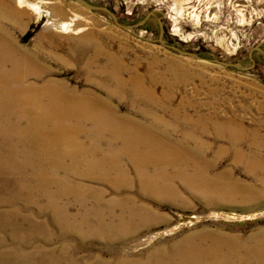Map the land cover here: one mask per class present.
I'll use <instances>...</instances> for the list:
<instances>
[{
	"label": "rangeland",
	"instance_id": "obj_1",
	"mask_svg": "<svg viewBox=\"0 0 264 264\" xmlns=\"http://www.w3.org/2000/svg\"><path fill=\"white\" fill-rule=\"evenodd\" d=\"M87 1L109 7L125 24L140 21L151 10L159 12L133 34L117 26L107 12L74 0H27L22 7L17 0H0V95L5 103L11 94H23L26 100L29 90L20 82L10 86V80L25 74L32 59L43 78L27 76L21 84L35 86L37 97L53 99L61 91L93 93L119 117L142 124L130 123L128 130L146 134L153 127L165 129L174 139L199 148V162L187 159L164 166V176L149 168L154 186L143 187L124 161L129 182L116 188L104 179L120 160L113 157L109 135L89 136L96 130L93 120L82 125L78 142L83 154L54 163L42 154L41 142L26 139L25 131L35 135L36 124H28L25 106L11 105L10 125L0 121V197L9 192L13 199L20 193L22 198L15 206L0 205V264H51L45 253L56 264H167L182 253L194 257L230 249L245 254L252 246L264 247V148L252 153L247 144L231 145L214 128L221 124L216 122L229 120L228 128L241 126L248 141L255 129L264 134V54L253 51L255 66L241 70L144 39L159 37L157 16L163 14L166 43L205 58L251 65L250 50L264 41V0ZM12 12L21 14L15 29L8 21ZM9 30H14L20 52L8 41ZM260 48L264 51V43ZM116 66L123 70L114 75ZM132 75L153 90L151 96L134 90L128 81ZM93 150L102 151L96 159L90 158ZM40 171L52 182L48 188L34 181L15 184L13 175ZM37 192L57 200L71 219L64 223L61 209L56 215ZM31 198L38 206L25 204L24 199ZM8 207L18 214L9 217ZM9 222L21 231L33 229L21 240L11 235Z\"/></svg>",
	"mask_w": 264,
	"mask_h": 264
},
{
	"label": "bare ground",
	"instance_id": "obj_2",
	"mask_svg": "<svg viewBox=\"0 0 264 264\" xmlns=\"http://www.w3.org/2000/svg\"><path fill=\"white\" fill-rule=\"evenodd\" d=\"M17 1H18L17 5H19L20 7H22L24 3H28L27 0H17ZM34 7L38 8L37 6H34ZM19 15L21 14H18L17 12H12V15L9 16L10 19L8 18V21L11 24L12 29H15L16 26L21 25ZM13 31L14 30H12V32ZM12 32L11 30L8 31V35H9L8 41L14 42L16 45V47L15 46L14 47L16 48L17 52H20L21 49L19 47L21 45L14 39L15 35L13 37ZM25 49L27 50V48ZM28 53L30 54L29 51ZM121 70L123 69L116 66V67H113L111 72L115 75V74H118ZM23 71L25 74H16V76H13L11 78L10 82L12 85L10 86L16 87L19 85V82H20V86L29 90V95L27 94L28 96L26 100H24L22 99V98H25L23 94H22V98L17 96V94H11V97L7 99L9 103L8 102L5 103L4 96L0 95V121H5L10 125V121L12 118V111L7 110V108L10 107L11 105L22 103L23 106H25V114L27 115L28 124H30L31 126L36 124L35 135H33V133L31 134L25 131L26 139L29 140L31 144L33 143V141L41 142L42 151H44L42 152V154L49 157L54 163H58L59 159L61 158L69 159L68 157H72L73 159V157L78 156L77 157L78 159L79 158L78 153L82 152L83 154L84 149H82V147L79 145L78 140L82 136V133L84 131V128L82 125L84 124L86 120L87 121L93 120L92 122L96 124L95 125L96 130H94V132L89 135L90 137L100 138L103 133H106L107 135H109V138L107 141H111L112 146L115 147L114 152H113V157L114 159L120 160V162L118 161L117 165H114L109 169L108 175L104 180L113 184L114 186H117L116 188L127 185L129 182L128 173L122 165L124 161H126L127 164L132 165L133 169L136 172V176L139 180V183L143 187L154 186V183H151L152 178L148 172L149 168H154L155 174L159 176H164V170H163L164 166L181 165L187 159H189L191 162H194V164H197L199 162V158L197 154V152H200L199 148H196L195 146L194 147L189 146L187 142L182 139H179V138L174 139V137H171L169 131H165V129L162 130L161 128L157 129L153 127L154 130L151 129L152 132H148L146 134H141V133L132 132L128 130L130 123H133L136 126H140L142 124L138 123L140 121H137L133 118L128 119L126 117L125 118L119 117L116 114L114 108H112L109 105H105L104 102H102L99 99V97H97L93 93L77 95L72 91H61L53 99L50 98L49 95L44 96L43 98L37 97L39 92L35 88V86L33 87L32 84H29V85L21 84L22 82L25 81L27 76L32 77L34 79L41 77L39 76V73H38L40 70L37 67V64L36 63L33 64V60L31 59L30 62L28 63L27 68ZM128 81L133 84L134 90L137 89L140 95L148 96L153 91L151 90V88L145 89V87L143 86V83L141 82L140 77H138L137 75L135 76L132 75V78ZM4 84L5 82L2 83V85ZM6 95L8 96V93ZM1 113L5 116H2ZM162 119L163 118H161L160 120ZM200 120L204 124L207 122V119H205L204 116H201ZM106 121H109L110 123ZM209 121H211V118H209ZM98 122L100 124H103L104 127L99 128ZM167 122L169 123V121ZM216 123H221V124H214L215 133L217 134V136L219 137L225 136V138L228 139L231 145L247 144L249 152H252V153H255L257 150L260 151L261 149L264 148V134H262L259 129L254 130L253 137L250 139V141H248V139H245V135L247 133H245L243 128H239L241 126L238 127V130H235L232 128H228L227 123H230L229 120H224L222 122H216ZM175 125L177 126V124ZM195 139L196 138H194V140ZM189 143H191V141ZM92 152L94 153L91 154L92 157L90 158L96 159V154L102 151L93 150ZM17 155L22 156L23 151L21 149H18ZM104 156L105 155H102V157ZM94 167L95 166L93 164L90 166V168H94ZM76 169L78 168L75 167V170ZM40 172L33 173V176L32 175L29 176L26 174H20V173L16 175H13V174L11 175L15 177L16 179L15 184L17 186H19V184L22 186V184L26 181H29V182L34 181L36 182V184H39V186L48 188L49 185L52 184V182L48 180L46 173L44 172L40 173ZM79 176L86 177V175L83 176V174L80 172H79ZM155 189H156V186H155ZM119 191H123V190H119ZM36 194L39 195L42 199H44L47 205H53L51 208L53 209V212L56 215L59 213L58 209H61L60 211L64 209L60 206L61 204L59 202L56 203L57 200L55 199L52 200L49 194L45 192H37ZM124 197L127 198L128 196L124 195ZM21 198H22L21 193H20V196L17 197V199H13L11 194L7 192V195L0 197V205L15 206V204L13 203H18L19 201H21ZM60 198L62 199L64 197L61 196ZM37 199L38 198H36V200ZM74 199L76 200V198ZM24 200L26 201L25 204L31 205L35 203V205H37L35 202V198H31L32 202L29 201V199H24ZM13 206L11 208H14ZM11 213L18 214V209L10 210L9 208V211H8L9 217H11ZM1 215L3 216V214ZM1 215H0V218H1ZM137 215L138 213L136 212L135 217H137ZM59 217L61 220L65 221L64 223H67V221L71 219L69 218L66 210L60 212ZM9 223L12 225V232L10 233L13 237L15 236L16 238L21 239L23 236L27 235V232L30 229H33V228H28L26 230L21 231L19 226L13 224V222H9ZM66 227L67 226H63V228H66ZM62 232L65 234L68 233V231H62ZM237 247H240V246H237ZM228 252H225L224 250L221 251L220 249L217 251L211 250V253L209 254L204 255V252H202V255H194V257L188 256V255L184 256V253H182L183 255L181 256V258L175 261H172V262H168L167 264H264V247H262L261 245H256L255 247L252 246L250 248H247L245 251V254H241V252L240 253L237 252L238 254H235V253H232V250L230 249H228ZM46 254L47 253L44 254V256H47L45 257V259L48 260L51 264H56L55 258L51 255H46ZM20 256L21 257L19 258L22 259L23 255H20Z\"/></svg>",
	"mask_w": 264,
	"mask_h": 264
},
{
	"label": "water",
	"instance_id": "obj_3",
	"mask_svg": "<svg viewBox=\"0 0 264 264\" xmlns=\"http://www.w3.org/2000/svg\"><path fill=\"white\" fill-rule=\"evenodd\" d=\"M82 5H84L85 7L92 9V10H102L107 12L113 19L114 23L125 29V30H129L130 32H132L133 34H136L137 28L144 25L145 22L152 16V15H156L157 12H159V10H151L149 11L140 21L136 22V23H132V24H125L122 23L121 21H119L118 16L116 15V13L111 10L109 7L107 6H102V5H95L92 4L90 2H88L87 0H74ZM162 17L163 14L161 16H157L159 25H160V32H159V37L157 39H151L148 37H144V39L146 40H150V41H158L160 44H162L163 46L169 47L175 51H177L178 53L182 54V55H187V56H191L193 58L199 59V60H204V61H209V62H213L216 64H220L226 67H235L237 69H241V70H249L251 69L254 65H255V59L252 56L253 51L255 50H259L261 52H264L261 48L260 45L262 43H264V41H261L260 43H258L257 45H255L249 52V58L252 62L251 65H243L240 62H230V61H225V60H221V59H217V58H205L200 56L199 54L193 52V51H188V50H184L181 49L180 47L170 44V43H166L164 40V27H163V22H162Z\"/></svg>",
	"mask_w": 264,
	"mask_h": 264
},
{
	"label": "flooded vegetation",
	"instance_id": "obj_4",
	"mask_svg": "<svg viewBox=\"0 0 264 264\" xmlns=\"http://www.w3.org/2000/svg\"><path fill=\"white\" fill-rule=\"evenodd\" d=\"M264 54V52H262ZM256 64V63H255ZM255 66V65H254Z\"/></svg>",
	"mask_w": 264,
	"mask_h": 264
}]
</instances>
